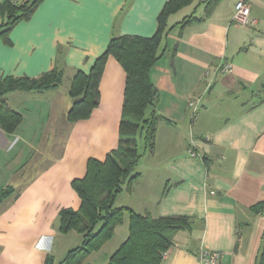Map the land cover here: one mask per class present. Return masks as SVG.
<instances>
[{"label": "crops", "instance_id": "0c3cea01", "mask_svg": "<svg viewBox=\"0 0 264 264\" xmlns=\"http://www.w3.org/2000/svg\"><path fill=\"white\" fill-rule=\"evenodd\" d=\"M166 1L42 0L0 37V79L64 72L56 88L5 96L22 120L13 132L0 128V191L13 188L0 202V264H46L49 255L58 264L81 243L82 234L59 232V212L79 208L72 180L84 176L87 160H103L118 144L125 71L107 58L98 105L76 121L67 118L71 78L90 70L112 36L153 35ZM235 1L185 27L179 22L188 14L176 15L188 6L169 16L174 26L150 73L154 109L168 121L158 122L131 190L114 200L155 217L189 218L161 264H202L204 251L220 252V264H257L264 246V0H248L250 26L232 21ZM225 62L231 70L222 71ZM191 98H199L196 113ZM191 144L199 156L189 155ZM127 235L128 216L99 251L109 243L114 251Z\"/></svg>", "mask_w": 264, "mask_h": 264}, {"label": "trees", "instance_id": "16d2710c", "mask_svg": "<svg viewBox=\"0 0 264 264\" xmlns=\"http://www.w3.org/2000/svg\"><path fill=\"white\" fill-rule=\"evenodd\" d=\"M42 0H0V37L8 38L12 27L28 19ZM197 1L196 9L203 5V14L195 10L179 22L182 27L203 20L222 0H167L157 15V28L151 36L124 34L112 36L105 50L96 57L86 73L76 70L71 78L69 95L74 101L67 112L70 121L87 118L99 101V82L105 62L113 56L125 71V85L119 140L103 160L89 158L83 177L72 180L80 198L78 209L63 208L59 212L58 230H74L82 234L79 245L69 249L58 264H88L86 258L112 238L115 228L128 216V235L110 255L107 264H161L165 252L173 244L175 233L190 228V220L183 215L153 216L140 213L127 206H116V194L124 187L131 190L140 175L136 171L142 153L138 138L144 135L145 146L153 151L157 124L168 118L154 109L159 91L152 83L150 73L161 55L162 41L168 31V18ZM63 70L54 67L36 77L5 76L0 79V128L6 132L17 129L22 115L9 107L6 94L12 91H45L58 87ZM148 111V113H147ZM13 192L12 187L0 191V202ZM262 204L253 208L261 209ZM46 264H54L47 256ZM257 264H264V246Z\"/></svg>", "mask_w": 264, "mask_h": 264}, {"label": "rangeland", "instance_id": "374dc122", "mask_svg": "<svg viewBox=\"0 0 264 264\" xmlns=\"http://www.w3.org/2000/svg\"><path fill=\"white\" fill-rule=\"evenodd\" d=\"M235 3V2H234ZM195 4V2L193 3V4H191V5H189L186 9H184V11H182L181 13H178L177 15H176V18H181L182 16H181V14L183 13V12H185V13H187V14H190L191 12H192V10H193V8H194V6L196 5H194ZM199 8H197V11H196V14L197 15H200L201 13H203V5H201L200 4V6H198ZM233 12H234V5H233ZM251 12V11H250ZM233 16V15H232ZM0 21H1V17H0ZM223 67V66H222ZM198 99L199 98H197V99H195V98H191L190 100H189V106L192 108V110H193V112L194 113H196V111H197V108H198ZM190 102H192L193 103V105H191L190 104ZM147 113H148V111H147ZM143 136L144 135H142L141 134V136H139V138H138V150H139V152H141V153H143L144 152V150L147 148L146 146H145V142H144V138H143ZM189 148H192V150L195 152V153H197L196 151H195V149H194V147H193V145L191 144L190 146H189ZM188 148V149H189ZM146 153L147 154H150V150L147 148L146 149ZM189 153V152H188ZM198 154V153H197ZM162 155V154H161ZM190 155V154H189ZM197 156H199V155H197ZM149 159L151 158V157H148ZM132 186H133V184H132ZM122 189H125L124 187L122 188ZM121 189V190H122ZM120 190V191H121ZM126 190V189H125ZM125 190H123V192H125ZM119 191V192H120ZM118 192V193H119ZM117 193V194H118ZM116 194V195H117ZM121 195H125V193H122ZM121 195H119L118 197H120ZM126 196V195H125ZM124 196V197H125ZM119 200H117L116 202H118ZM114 203V205H116L117 203ZM125 219H127V215H125ZM71 231H74V230H71ZM60 232V231H59ZM76 232V231H75ZM115 232V231H114ZM78 233V232H77ZM81 234V233H80ZM114 235V234H113ZM113 237V236H112ZM110 240V239H109ZM108 240V241H109ZM118 239H117V237H116V239L113 241V242H115V241H117ZM107 241V242H108ZM106 242V243H107ZM105 243V244H106ZM105 244H103L102 245V247L105 245ZM121 244V243H120ZM101 247V248H102ZM101 248L100 249H98V250H96V251H93V252H91L90 253V255L86 258V260H85V263H88V264H106V258L108 257V255H111L114 251L112 250L113 249V243H109L104 249H103V251H99V250H101ZM113 251V252H112ZM96 252V253H95ZM97 252H99V253H97ZM110 253V254H109ZM110 257V256H109ZM109 259V258H108ZM108 262V261H107Z\"/></svg>", "mask_w": 264, "mask_h": 264}, {"label": "built area", "instance_id": "2783aa9c", "mask_svg": "<svg viewBox=\"0 0 264 264\" xmlns=\"http://www.w3.org/2000/svg\"><path fill=\"white\" fill-rule=\"evenodd\" d=\"M250 3L248 0H236L234 3V12L232 16V21L235 24L241 26H250L256 22L254 18L251 17ZM232 64L230 62H225L222 71L231 70ZM193 105L192 102H190ZM190 156L197 157L192 148L188 149ZM200 260L202 264H220V252L218 251H204L200 254Z\"/></svg>", "mask_w": 264, "mask_h": 264}]
</instances>
